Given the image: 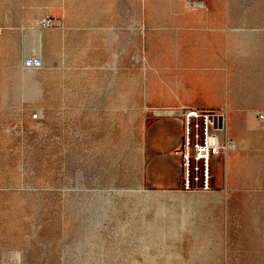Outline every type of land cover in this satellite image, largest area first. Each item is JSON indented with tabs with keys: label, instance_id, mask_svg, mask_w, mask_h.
Masks as SVG:
<instances>
[{
	"label": "rangeland",
	"instance_id": "374dc122",
	"mask_svg": "<svg viewBox=\"0 0 264 264\" xmlns=\"http://www.w3.org/2000/svg\"><path fill=\"white\" fill-rule=\"evenodd\" d=\"M151 44L230 55L234 107L200 109L236 142L209 190L180 160L178 186L146 179L173 163L148 160L156 126L193 107L156 104L174 90ZM0 264H264V0H0Z\"/></svg>",
	"mask_w": 264,
	"mask_h": 264
},
{
	"label": "crops",
	"instance_id": "0c3cea01",
	"mask_svg": "<svg viewBox=\"0 0 264 264\" xmlns=\"http://www.w3.org/2000/svg\"><path fill=\"white\" fill-rule=\"evenodd\" d=\"M204 11V10H202ZM197 15L203 16L202 12ZM216 44H154L150 48L151 63L170 76V88L173 93L156 97L157 105H188L199 109H214L227 106L230 110L235 105V93L223 86V63L227 51ZM230 55H228V58ZM227 62V61H226ZM164 81L166 76H162ZM227 103V104H226ZM154 136L159 137L151 143L155 145L148 157L150 161H168L173 163L162 167H150L146 179L152 186H178L181 182L182 167L179 159L170 154L178 149L184 136L183 123L170 121L163 126H156ZM153 138V136H152Z\"/></svg>",
	"mask_w": 264,
	"mask_h": 264
},
{
	"label": "built area",
	"instance_id": "2783aa9c",
	"mask_svg": "<svg viewBox=\"0 0 264 264\" xmlns=\"http://www.w3.org/2000/svg\"><path fill=\"white\" fill-rule=\"evenodd\" d=\"M195 5V1H190ZM51 19L46 24H51ZM184 110H186L184 112ZM184 136L178 149L174 150L183 167V185L186 190L201 188L209 190L213 178V162L234 149L236 142L224 137L226 121L224 114L183 107Z\"/></svg>",
	"mask_w": 264,
	"mask_h": 264
},
{
	"label": "bare ground",
	"instance_id": "6f19581e",
	"mask_svg": "<svg viewBox=\"0 0 264 264\" xmlns=\"http://www.w3.org/2000/svg\"><path fill=\"white\" fill-rule=\"evenodd\" d=\"M118 1V0H117ZM124 2V1H123ZM198 2V1H197ZM108 3V2H107ZM139 3H140V1H139ZM155 3V2H154ZM159 3V2H158ZM137 4V3H136ZM141 4V3H140ZM198 5H201V4H203L204 5V3H201V4H199V3H197ZM124 5V4H123ZM96 6H98V5H96ZM122 6V5H121ZM66 7V6H65ZM113 7V6H112ZM130 7V6H129ZM133 7V6H132ZM150 7V6H149ZM155 7V6H154ZM108 8V7H107ZM114 8V7H113ZM137 8V7H136ZM118 9V8H117ZM65 10V9H64ZM151 10V9H150ZM104 11V10H103ZM102 11V12H103ZM118 11V10H117ZM124 11V10H123ZM127 11V10H126ZM65 12V11H64ZM107 12V11H106ZM119 12V11H118ZM138 12V11H137ZM158 12V11H157ZM103 13H105V12H103ZM134 13V12H133ZM140 13V12H139ZM152 13V12H151ZM125 14V13H124ZM123 14V15H124ZM158 14V13H157ZM163 14V13H162ZM66 15V14H65ZM104 15V14H103ZM106 15V14H105ZM121 15V14H120ZM110 16V15H109ZM115 16V15H114ZM139 16H141V15H139ZM142 17V16H141ZM102 18V17H101ZM100 18V19H101ZM110 18V17H109ZM119 18V17H118ZM122 18V17H121ZM139 18V17H138ZM137 18V19H138ZM157 18V17H156ZM155 18V19H156ZM123 19H124V17H123ZM126 19V18H125ZM154 19V18H153ZM161 19V18H160ZM110 20H111V18H110ZM164 20V19H163ZM125 21V20H124ZM105 22V21H104ZM109 22V21H108ZM116 22H117V19H116ZM123 22V21H122ZM154 22V21H153ZM107 23V22H106ZM114 23V22H113ZM119 23V22H118ZM124 23H126V22H124ZM156 23V22H155ZM122 25V24H121ZM125 26V25H124ZM155 26V25H154ZM153 26V27H154ZM123 27V26H122ZM153 27H152V29H153ZM157 27V26H156ZM99 28V27H98ZM120 28V27H119ZM143 28V27H142ZM123 29V28H122ZM132 29V28H131ZM99 30V29H98ZM103 30V29H102ZM136 30V29H135ZM138 30V29H137ZM144 30V29H143ZM123 31H124V29H123ZM123 31H121V32H123ZM128 31V30H127ZM138 32V31H137ZM136 32V33H137ZM139 32H140V30H139ZM151 32V31H150ZM107 33L110 35V38H111V41H116V42H118L119 40H120V34H119V31H118V28H116V27H112V28H110L109 30H107ZM124 33V32H123ZM127 33V32H126ZM131 33V32H130ZM149 33V32H148ZM153 33V32H152ZM122 34V33H121ZM125 34V33H124ZM145 34V33H144ZM126 35V34H125ZM124 35V36H125ZM141 35V34H140ZM152 35V34H151ZM96 36V35H95ZM104 36V35H103ZM102 36V37H103ZM106 36V35H105ZM104 36V37H105ZM131 36V35H130ZM145 36V35H144ZM153 36V35H152ZM101 37V38H102ZM133 37V36H132ZM135 37H137L136 35H135ZM164 37V36H163ZM90 38V37H89ZM92 38V37H91ZM144 38V37H143ZM152 38V37H151ZM150 38V39H151ZM94 39V38H93ZM89 40V39H88ZM102 41V40H101ZM150 41V40H149ZM135 42V41H134ZM143 42V41H142ZM102 43V42H101ZM152 45V44H151ZM100 46V45H99ZM98 46V47H99ZM102 47H103V45H101ZM100 46V47H101ZM115 46V45H114ZM118 46V45H117ZM116 46V47H117ZM107 47V46H106ZM144 47V46H143ZM127 48H128V45H127V43H124L123 45H122V47H121V49H118V50H116L115 51V53H114V61H113V67H114V79L116 78V75H119L118 74V64H119V67H120V63H119V61L121 60V57H122V55H124L126 52H127ZM132 49H133V47H132ZM83 50V49H82ZM87 50V49H86ZM97 50V49H96ZM101 50H102V48H101ZM110 52H111V50H109ZM105 52V51H104ZM114 52V51H113ZM133 52V51H132ZM102 53V52H101ZM106 53V52H105ZM134 54V53H133ZM103 55V54H102ZM106 55V54H105ZM104 56V55H103ZM112 56V55H111ZM125 56V55H124ZM140 56V55H139ZM72 57V56H71ZM95 57V56H94ZM100 57V56H99ZM141 57V56H140ZM101 58V57H100ZM133 60V59H132ZM148 60V59H147ZM130 61H131V59H130ZM133 62V61H132ZM99 63H101V62H99ZM98 63V64H99ZM122 63V62H121ZM135 63V62H134ZM134 63H132V64H134ZM137 63V62H136ZM138 64V63H137ZM140 64V63H139ZM145 64V63H144ZM149 64V63H148ZM102 65V64H101ZM130 65V64H129ZM136 65V64H135ZM142 65V64H141ZM146 65V64H145ZM134 66V65H133ZM101 67V66H100ZM121 67H122V65H121ZM106 68V67H105ZM130 68V67H129ZM136 68H138V67H136ZM140 68V67H139ZM121 69V68H120ZM131 69V68H130ZM108 71V70H107ZM111 72V71H110ZM128 72V71H127ZM126 75V74H125ZM127 77V76H126ZM123 78V77H122ZM125 82V81H124ZM126 84V83H125ZM106 85V84H105ZM110 86V85H109ZM123 86H125V85H123ZM106 87V86H105ZM115 87V86H114ZM109 91V90H108ZM107 93V92H106ZM109 93V92H108ZM236 98V97H235ZM234 98V99H235ZM237 101V100H236ZM227 104V103H226ZM234 107V106H233ZM236 109V108H235ZM179 112V111H178ZM157 115H164V116H166V115H174L175 113H176V111H172V110H166V109H161V110H158L157 112ZM235 113V112H234ZM183 114V112L181 111L178 115L180 116V115H182ZM233 114V113H232ZM233 116V115H232ZM234 117V116H233ZM234 122V121H233ZM232 157V156H231Z\"/></svg>",
	"mask_w": 264,
	"mask_h": 264
}]
</instances>
